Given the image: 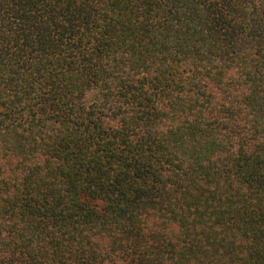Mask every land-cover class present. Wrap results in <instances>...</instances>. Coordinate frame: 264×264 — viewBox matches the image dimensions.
<instances>
[{"label":"trees","instance_id":"1","mask_svg":"<svg viewBox=\"0 0 264 264\" xmlns=\"http://www.w3.org/2000/svg\"><path fill=\"white\" fill-rule=\"evenodd\" d=\"M0 264H264V0H0Z\"/></svg>","mask_w":264,"mask_h":264}]
</instances>
